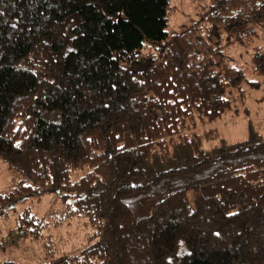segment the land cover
Wrapping results in <instances>:
<instances>
[{"label": "trees", "instance_id": "1", "mask_svg": "<svg viewBox=\"0 0 264 264\" xmlns=\"http://www.w3.org/2000/svg\"><path fill=\"white\" fill-rule=\"evenodd\" d=\"M171 1L0 0V249L13 236L42 249L35 264H264V136L213 127L264 86L263 49L261 83L227 52L251 47L264 0H204L168 34ZM70 222L87 231L72 253L51 235Z\"/></svg>", "mask_w": 264, "mask_h": 264}, {"label": "rangeland", "instance_id": "2", "mask_svg": "<svg viewBox=\"0 0 264 264\" xmlns=\"http://www.w3.org/2000/svg\"><path fill=\"white\" fill-rule=\"evenodd\" d=\"M204 5V0H201L200 2H194L193 0H172L171 8L173 10L168 18V34H173L179 29L187 27L196 21L201 16ZM254 31L255 39L253 40L250 48L246 50L242 47H232L229 48L227 52L233 65L241 67L245 70L247 79L261 83L263 80L254 76L252 73L253 68L251 65V57L253 47H260L264 50V25L255 26ZM245 91V94L247 95L244 101L242 103L235 104L236 110L239 111V113H237L238 116L227 115L222 121L213 125V127L218 130L220 136L230 143H234L245 138L249 122L252 123L254 127L264 136V86L259 90L249 91L248 89H245ZM206 129H208V127L204 129L200 128L199 130L203 131ZM5 169L6 168L0 164V195L8 193L13 185L10 181L11 176ZM30 205L32 207V204ZM33 206V209L40 211L39 207H36L34 204ZM25 207L26 206H24V208ZM49 207L50 204L46 203V209L43 211H49ZM21 209L23 208L20 207L18 211ZM35 210L32 211L37 212ZM38 215L40 216V213ZM12 221L13 220H10V223L5 227V229H3L2 232L7 235L10 234L8 231H10V229L13 230L12 225L14 222ZM86 232L87 231L85 229L83 230L77 222H70L57 233L58 236H56L54 231L51 232V235H53L52 239L57 244L59 249H62L64 252L72 253L77 251L78 248L84 244V236L86 235ZM1 236L2 235H0V240L2 239ZM14 238L15 237L13 236H11V238L9 237L7 240L8 245L6 244L2 247L4 249H0V263L13 259L16 262L19 261V263L35 264L41 259L43 254L42 249H36L33 245H29L30 243L25 245L19 241L17 242L15 241L16 238ZM11 244L14 246H11ZM5 247L7 249H5Z\"/></svg>", "mask_w": 264, "mask_h": 264}]
</instances>
